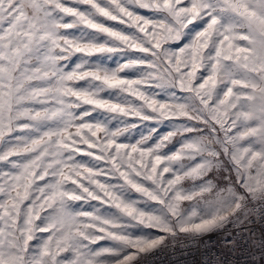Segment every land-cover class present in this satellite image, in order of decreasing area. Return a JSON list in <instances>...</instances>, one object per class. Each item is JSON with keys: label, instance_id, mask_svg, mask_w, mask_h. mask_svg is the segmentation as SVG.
Here are the masks:
<instances>
[{"label": "snow or ice", "instance_id": "1", "mask_svg": "<svg viewBox=\"0 0 264 264\" xmlns=\"http://www.w3.org/2000/svg\"><path fill=\"white\" fill-rule=\"evenodd\" d=\"M116 55L115 67L94 59ZM129 117L184 118L192 124L177 131L192 138L172 156L159 151L176 132L123 143L137 127ZM184 155L199 162L181 174L170 165ZM0 164V264H135L168 236L206 232L250 203L258 211L264 0H0ZM184 179L201 183L186 190ZM205 198L215 215L185 216ZM92 201L114 211L80 207ZM133 222L164 235L134 238ZM102 240L113 243L93 248Z\"/></svg>", "mask_w": 264, "mask_h": 264}, {"label": "rangeland", "instance_id": "2", "mask_svg": "<svg viewBox=\"0 0 264 264\" xmlns=\"http://www.w3.org/2000/svg\"><path fill=\"white\" fill-rule=\"evenodd\" d=\"M81 7H83V6H81ZM140 11L143 12V10H140ZM143 14L149 15L150 13L144 12ZM108 23L113 24L116 27H121V28L124 27L122 25L115 24V22L109 21ZM196 27L198 28L199 26L197 25ZM125 30L126 31H132V29H125ZM69 31L73 32V34L79 33V30H69ZM79 59H80L79 55L74 56L72 58V60L68 62L69 67L73 66L76 62H78ZM94 59L96 62L103 63L107 66L115 67L116 64L121 62L122 57L120 55H116V56H113L110 58L106 57V56H98V57H95ZM202 74L203 73H201V75ZM129 75L132 76L133 74L129 73ZM147 91L150 94L155 96L156 93L158 92V89H156L155 86H152V87H148ZM106 95H111V93H106ZM186 95H187V93L177 92V96L179 98H183ZM160 98L166 99L167 96H163ZM129 100L134 101L136 103H139V101H137L135 97H129ZM104 115L105 114L102 112L95 113L93 115L92 119L95 120V119L103 118ZM126 119L129 121L130 124H136L137 127L134 129H131L130 132L126 136L121 137V142H123V143H135L136 141L141 140L143 136H148L150 134L151 129H156V132L154 134H152V139L147 142V144L149 146H154L155 143H158L160 141V139L163 136L167 135L169 132H176V134L173 135L171 137V139L169 141H167L165 143V145L160 149L159 154L162 156H172V155H175L176 153L181 152L183 145L186 142H188L189 140H191V138H192L190 134H186V133L177 131V129H181L185 124H188V125L192 124L191 121H187L184 118H178V119L173 118V119H164V120H149V121H142V120H139L135 117H129ZM111 126H113V127L119 126V121H113ZM78 159L84 160V161H90L93 164L97 163L96 161H91L89 157H85V156H80V157H78ZM198 162H199L198 157L196 158V160H189L187 158V156L184 155L181 161L174 162L170 166L173 167L177 172L182 174L183 171L188 170V167L194 166ZM181 163H183L184 165L187 166L183 170L180 168ZM101 166H103V165H101ZM164 166H169V165L165 164V165L159 166L158 171H162V168ZM0 168L6 169V166L0 164ZM172 178H174V177L170 173L165 174V180L172 179ZM101 179H102V181L104 180L103 177ZM109 182L117 183L118 181L115 178H112ZM146 183L150 184V182H146ZM200 183H201L200 180L193 181L191 179H184L181 181L183 188L186 190H191L193 187H197ZM217 186L219 188H223L224 187V181L222 179H218L217 180ZM131 198L136 199L138 201L139 207H141L145 211L153 212V211H156L157 209H159V207H160V205L157 204L156 202L149 201L146 197H142L136 193H133ZM207 200H208V198H205L204 200L197 201L195 208H189L191 206L190 202H187V201L183 202L182 206L185 209L189 208V211H187L185 213V216L190 215L192 210L197 211V213L201 217H207L210 215H215L219 211V206L215 205L211 202H206ZM80 207H82L83 210H86V211H91L93 209V207L100 208L102 212L114 211V209H110L107 206L101 205L99 202H96V201H92L91 203L82 204V205H80ZM247 208H248V206L246 208L240 210V211L235 212V213H228L226 215V218L223 221L219 222L215 227L226 224V223L240 222L245 217V215L247 214ZM37 223H39V221ZM215 227H213L212 229H214ZM212 229H210L206 232H209ZM128 232L134 238H149V237L155 238V237H160V236L164 235V233H162L159 229L140 226V225L136 224V222H133V224L129 226ZM206 232L187 233V234L178 233L175 236H168L164 243L175 242V241L182 239V238H185V237L195 236V235L203 234ZM43 235H46V234H43ZM112 243L113 242L109 241V240H102L97 245H93V248L98 249V248H102V247H109L112 245ZM146 254H147V252L141 253L135 262L143 260L144 257L146 256Z\"/></svg>", "mask_w": 264, "mask_h": 264}, {"label": "built area", "instance_id": "3", "mask_svg": "<svg viewBox=\"0 0 264 264\" xmlns=\"http://www.w3.org/2000/svg\"><path fill=\"white\" fill-rule=\"evenodd\" d=\"M255 207L240 222L164 243L135 264H264V207Z\"/></svg>", "mask_w": 264, "mask_h": 264}]
</instances>
